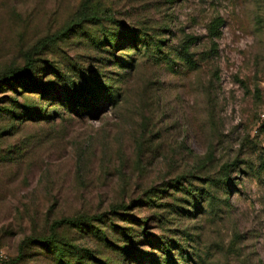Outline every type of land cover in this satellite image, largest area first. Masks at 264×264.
<instances>
[{
	"label": "rangeland",
	"instance_id": "374dc122",
	"mask_svg": "<svg viewBox=\"0 0 264 264\" xmlns=\"http://www.w3.org/2000/svg\"><path fill=\"white\" fill-rule=\"evenodd\" d=\"M27 58L0 264H264V0H0V72Z\"/></svg>",
	"mask_w": 264,
	"mask_h": 264
},
{
	"label": "trees",
	"instance_id": "16d2710c",
	"mask_svg": "<svg viewBox=\"0 0 264 264\" xmlns=\"http://www.w3.org/2000/svg\"><path fill=\"white\" fill-rule=\"evenodd\" d=\"M84 17L85 20H98L100 19L98 16H94L92 14H83L82 15ZM115 21V20H114ZM222 24V20L219 18H216L215 20L212 21V24L209 26V32L211 34L212 37H218L220 35V31H219V27ZM146 33H141L140 35H142V38L145 37ZM162 40H158L155 43H152L150 41L145 42L146 43V49H151L152 47L157 46V44L161 43ZM187 49V47H185ZM34 64L31 61L30 58H27V60L25 61V63L22 66L19 67H9L6 68L5 70L0 72V87L2 86V84L5 85H11V83H16L19 79L23 78V77H30L32 76V68H33ZM66 83L70 84L71 82L67 81ZM70 89V98L74 99V103L75 105H81V106H85V104L87 103L86 98H84V95H80L77 94L76 91H73L74 89L69 87ZM44 91V89H43ZM86 106H89V104H87ZM14 113V112H13ZM26 114V113H25ZM15 115H17V113H15ZM27 115V114H26ZM29 115V114H28ZM48 116V114H46ZM176 182V181H175ZM178 182V180H177ZM222 183H226L225 179H222ZM176 187V186H175ZM177 189H182V188H177ZM190 193V192H188ZM199 193H203V190L200 189ZM191 195H193V193H191ZM206 197H208L210 199V201H212L214 199L212 194L206 193L205 194ZM194 197V196H193ZM63 223H66L68 225H80L83 224V221L78 220L76 218H72V219H65L63 220ZM58 225L57 222H53L51 224V230H53L56 226ZM53 235L52 233L49 235V237H45L43 239L39 240V244L50 247L53 244V239H52ZM54 248L53 250L55 252H57L58 257L61 258L63 260V256H64V252L63 249L58 246L57 244H53ZM166 249V248H165ZM168 253V252H167ZM75 256L82 258L81 255H79L78 252L74 253ZM18 256H20L18 254ZM69 264V263H67Z\"/></svg>",
	"mask_w": 264,
	"mask_h": 264
}]
</instances>
